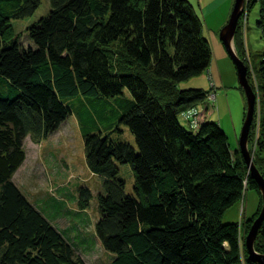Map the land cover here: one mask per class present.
Returning a JSON list of instances; mask_svg holds the SVG:
<instances>
[{
	"label": "trees",
	"instance_id": "trees-1",
	"mask_svg": "<svg viewBox=\"0 0 264 264\" xmlns=\"http://www.w3.org/2000/svg\"><path fill=\"white\" fill-rule=\"evenodd\" d=\"M48 1V14L27 26L25 46L12 24L42 0H0V264H88L76 244L88 249L94 240L82 231L89 216L74 221L55 198L47 214L13 180L25 139L46 140L70 116L86 165L102 181L94 235L111 255L107 264H261L247 254L238 222L224 220L247 185L262 198L257 182L214 111L202 116L210 104L199 111L208 92L180 87L212 57L190 1ZM254 1L264 39V0H247L243 15ZM260 71L264 93V55ZM260 128L264 146V110ZM121 165L132 170V190ZM92 197L78 189L79 214ZM68 216L70 229L60 230L55 220ZM255 245L264 254V220Z\"/></svg>",
	"mask_w": 264,
	"mask_h": 264
},
{
	"label": "rangeland",
	"instance_id": "rangeland-1",
	"mask_svg": "<svg viewBox=\"0 0 264 264\" xmlns=\"http://www.w3.org/2000/svg\"><path fill=\"white\" fill-rule=\"evenodd\" d=\"M189 1L202 21L203 33L210 44L212 57L206 72L182 82L180 87L201 88L208 92L209 101L200 104L199 111L203 112L205 105L210 104L209 110L206 109L202 116H207L210 111H214L210 117L217 121L227 134L231 149H239L241 152L239 141L247 116L248 102L244 89L240 85L235 63L220 40L221 24L224 23L228 0L227 5L218 4L215 9L206 11L207 13L202 10L201 0ZM259 8V3L254 1L246 9L243 17L241 16L239 32L235 35L238 40L234 37L233 48L246 65L249 83L256 94L255 115L250 128L248 149L253 163L264 178V146L260 145L263 137L260 124L264 110V93L259 87L264 39L257 26ZM49 10V1L42 0L41 6L33 16L13 22L12 34L21 36L22 44L29 46L31 42L26 32L27 26L47 15ZM180 120L187 127L185 121L182 118ZM126 137L132 143L134 142L131 133L126 132ZM24 147L26 159L13 177L15 184L34 205L41 207L47 214H50L52 210L50 200L55 198V200L66 201V208L74 211L72 213L74 221L89 216L88 226L83 227L82 231L94 240L88 243V249H84L79 243L76 244L77 254L88 264L109 263L110 253L94 235V224L100 217L97 198L102 181L100 177L91 173L86 165L84 140L77 119L70 116L57 131L40 143H35L27 137ZM246 166L250 174L251 170L248 165ZM120 169L127 181V188L132 190L134 182L132 170L128 165H121ZM81 186L88 187L93 197L87 211L79 214L74 201ZM45 201H47L46 204ZM262 207L263 201L258 192L247 185V191L241 201L225 215L224 220L238 222L244 244L253 225V223L248 224L246 219L252 215L254 219H257ZM70 218L71 216L58 218L55 224L60 230L70 229L72 224ZM254 247H256L255 244ZM255 251L259 253L256 248ZM246 252L248 254L247 248Z\"/></svg>",
	"mask_w": 264,
	"mask_h": 264
},
{
	"label": "water",
	"instance_id": "water-1",
	"mask_svg": "<svg viewBox=\"0 0 264 264\" xmlns=\"http://www.w3.org/2000/svg\"><path fill=\"white\" fill-rule=\"evenodd\" d=\"M246 3L247 0H235L230 18L227 24L222 28L220 32V40L224 44L228 54L235 63L239 82L242 88L244 89L248 102L247 116L244 126L242 128L239 144L246 165H248V167L251 170L250 175L257 182L259 191L261 192L263 207L258 218L253 222L250 232L247 235L245 246L248 250V254L251 260L258 261L259 263L264 264V254L257 253L254 247L259 232V228L264 219V178L261 176L255 164L253 163V158L248 149L250 128L255 115L256 94L249 83L248 75H247V67L244 64V62L238 57V55L236 54L233 48L234 37L237 32L240 18L245 10Z\"/></svg>",
	"mask_w": 264,
	"mask_h": 264
},
{
	"label": "crops",
	"instance_id": "crops-1",
	"mask_svg": "<svg viewBox=\"0 0 264 264\" xmlns=\"http://www.w3.org/2000/svg\"><path fill=\"white\" fill-rule=\"evenodd\" d=\"M226 1L227 0H221V1H219V0H201L202 10H203V12H206V11L215 9L218 4H222V5L226 4L227 5ZM223 2H225V3H223ZM234 2H235V0H228V5L226 6V11H225L224 23L221 24L222 28L227 24V22L230 18V15H231V12H232V9L234 6Z\"/></svg>",
	"mask_w": 264,
	"mask_h": 264
},
{
	"label": "built area",
	"instance_id": "built-area-1",
	"mask_svg": "<svg viewBox=\"0 0 264 264\" xmlns=\"http://www.w3.org/2000/svg\"><path fill=\"white\" fill-rule=\"evenodd\" d=\"M197 114H198V112H196V111H190V113H189V115L187 117H188V119H192L193 120V123H195L196 122V115Z\"/></svg>",
	"mask_w": 264,
	"mask_h": 264
}]
</instances>
